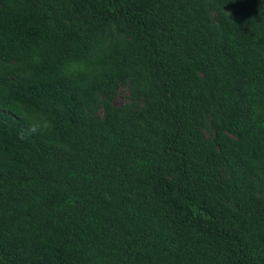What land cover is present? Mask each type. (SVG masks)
Masks as SVG:
<instances>
[{
  "label": "trees",
  "instance_id": "16d2710c",
  "mask_svg": "<svg viewBox=\"0 0 264 264\" xmlns=\"http://www.w3.org/2000/svg\"><path fill=\"white\" fill-rule=\"evenodd\" d=\"M0 264H264V0H0Z\"/></svg>",
  "mask_w": 264,
  "mask_h": 264
},
{
  "label": "clouds",
  "instance_id": "9594fccd",
  "mask_svg": "<svg viewBox=\"0 0 264 264\" xmlns=\"http://www.w3.org/2000/svg\"><path fill=\"white\" fill-rule=\"evenodd\" d=\"M27 123H28V127L23 129L19 133L21 139L30 138L33 135L43 134L50 127V122L48 121L37 122L34 118L29 119Z\"/></svg>",
  "mask_w": 264,
  "mask_h": 264
},
{
  "label": "rangeland",
  "instance_id": "374dc122",
  "mask_svg": "<svg viewBox=\"0 0 264 264\" xmlns=\"http://www.w3.org/2000/svg\"><path fill=\"white\" fill-rule=\"evenodd\" d=\"M128 88L126 85H121L118 90H117V93L115 95V98H114V102L116 104H121L123 103L127 97H128Z\"/></svg>",
  "mask_w": 264,
  "mask_h": 264
}]
</instances>
